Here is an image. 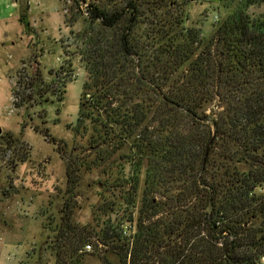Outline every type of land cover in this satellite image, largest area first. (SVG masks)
I'll return each mask as SVG.
<instances>
[{
    "label": "trees",
    "instance_id": "obj_1",
    "mask_svg": "<svg viewBox=\"0 0 264 264\" xmlns=\"http://www.w3.org/2000/svg\"><path fill=\"white\" fill-rule=\"evenodd\" d=\"M263 3L244 0L228 15L213 14L218 20L209 38L185 26L183 12L169 21L158 16L154 37L146 39L150 55L135 36L136 0L89 9L103 32L88 37L81 56L100 95L94 107L109 103L102 106L106 133L92 146L117 152L129 145L150 161L137 218L129 214L96 233L73 227L65 216L50 246L55 264H83L88 254L102 264H258L264 255V14L254 17L248 9ZM27 10L20 17L25 31ZM19 75L15 108L34 102L36 85H44L40 70ZM90 87L85 82L84 92ZM83 121L81 113L76 132ZM136 170L128 180L129 205L139 191ZM67 174L73 190L70 164ZM135 220L134 235L123 236L122 227ZM224 231L234 239L220 247ZM88 244L92 251L84 252Z\"/></svg>",
    "mask_w": 264,
    "mask_h": 264
},
{
    "label": "rangeland",
    "instance_id": "obj_2",
    "mask_svg": "<svg viewBox=\"0 0 264 264\" xmlns=\"http://www.w3.org/2000/svg\"><path fill=\"white\" fill-rule=\"evenodd\" d=\"M136 1L141 16L134 32L150 50L147 55L151 43L146 39L154 37L158 16L169 21L183 12L185 26L201 28L209 38L214 30L213 14L223 10V15H228L244 2L185 0L186 4L173 8L165 5L174 0H165L158 9V0ZM128 2L20 0L15 8V0H0V11L8 17L11 30L3 36L0 22V39L5 41L0 44V264H55L50 246L65 226L67 215L73 227H87L96 233L108 222L118 226L129 214L138 216L150 155L129 145L117 152L107 145L92 146L94 137L106 133L104 110L109 103L101 100V109L94 107L100 95L92 87L81 56L88 37L103 32L99 22L90 21L89 9L101 6L111 10ZM23 9L30 24L26 31L19 19ZM248 13L263 16L264 3L249 7ZM36 70H40L43 87L36 85L34 102L15 108L12 84L16 86L19 71L33 77ZM85 82L91 85L86 92ZM81 113L84 121L76 132ZM69 164L76 170L73 190L68 182ZM239 169L246 170V166ZM134 170L139 191L134 204L129 205L128 180ZM108 258L118 263L117 257ZM83 264L102 263L98 255L88 254Z\"/></svg>",
    "mask_w": 264,
    "mask_h": 264
},
{
    "label": "built area",
    "instance_id": "obj_3",
    "mask_svg": "<svg viewBox=\"0 0 264 264\" xmlns=\"http://www.w3.org/2000/svg\"><path fill=\"white\" fill-rule=\"evenodd\" d=\"M214 20L217 21L218 20V16L214 17ZM216 225L219 227L220 226V220L218 219V221L216 222ZM136 222L132 221V222H127L123 227H122V235L126 236L128 238H131L134 233L136 232ZM228 238L230 241L234 239V237L231 234H228L227 232H222L220 234V241H219V246L222 247L223 246V242L224 240ZM84 252H91L92 251V246L90 244L86 245L83 249ZM258 264H264V255L261 256Z\"/></svg>",
    "mask_w": 264,
    "mask_h": 264
},
{
    "label": "crops",
    "instance_id": "obj_4",
    "mask_svg": "<svg viewBox=\"0 0 264 264\" xmlns=\"http://www.w3.org/2000/svg\"><path fill=\"white\" fill-rule=\"evenodd\" d=\"M8 1V0H7ZM28 4V3H27ZM15 8L19 7L20 5V0H15ZM6 6L8 7V3L6 4ZM10 17H12V13L9 14ZM8 17L5 16V13H3L2 11H0V22L3 23V30H2V33H3V36H8L9 33L11 32L10 30V25L7 21ZM20 19V18H19ZM20 23V22H19ZM0 31H1V28H0ZM8 38V37H7ZM4 40V38H3ZM2 39H0V44H4L5 41H3ZM14 83L12 84V87H13ZM13 97V96H12ZM13 99V98H12ZM14 101V100H13Z\"/></svg>",
    "mask_w": 264,
    "mask_h": 264
},
{
    "label": "water",
    "instance_id": "obj_5",
    "mask_svg": "<svg viewBox=\"0 0 264 264\" xmlns=\"http://www.w3.org/2000/svg\"><path fill=\"white\" fill-rule=\"evenodd\" d=\"M213 142V139H212V141H211V143ZM207 154H208V152L206 153V156H207Z\"/></svg>",
    "mask_w": 264,
    "mask_h": 264
}]
</instances>
